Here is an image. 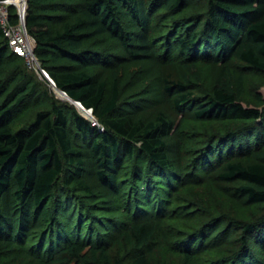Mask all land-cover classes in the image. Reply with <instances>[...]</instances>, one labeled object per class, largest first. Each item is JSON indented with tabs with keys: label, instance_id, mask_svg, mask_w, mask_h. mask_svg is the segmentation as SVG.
Masks as SVG:
<instances>
[{
	"label": "trees",
	"instance_id": "1",
	"mask_svg": "<svg viewBox=\"0 0 264 264\" xmlns=\"http://www.w3.org/2000/svg\"><path fill=\"white\" fill-rule=\"evenodd\" d=\"M188 1L29 0L26 25L35 39L37 57L57 86L91 108L104 129L77 111L72 110L69 117L66 108L56 101L50 110L38 112L29 125L17 129V111L36 94L38 86L25 70V59L11 51L0 25V99L5 96L0 102V232L14 228L2 206L13 189L18 202L14 212L18 236L27 228L29 210L43 208L48 231L37 247L48 262L123 264L125 253L120 252L126 250L133 264H167L154 263L146 249L160 235L171 196L207 166L199 163L190 172H180L168 154L167 137L173 122L163 114L145 121L135 118L131 109L122 108L118 67L112 68L110 82L88 73L95 57L86 41L107 33L133 58H148L152 48L146 32L152 12L165 7L178 13ZM201 14L203 20L193 18L172 26V31H179L176 53L191 59L203 49L204 54L224 64L221 77L205 101L190 90L191 82L168 81L165 89L169 94L178 93L174 97L176 107L200 106L198 116L244 121V132L237 139L232 130L225 137L230 152L246 154V158L228 155L218 177L240 182L236 189L250 202H264V112L238 99L241 77L235 87L233 73L227 67L237 59L264 71V0H208ZM125 17L143 31L128 29ZM190 67L198 79L196 64ZM185 79L192 81L188 75ZM72 129L86 143L85 149L73 146ZM87 160L94 166L101 186L121 196L119 209L126 212L124 217L112 222L101 220L97 214L92 218L93 212L78 207L72 196L64 198L63 190L70 187L91 193L85 179ZM126 163L129 170L123 172ZM209 169L212 171L213 166L206 171ZM263 220L264 215L240 221L239 257L232 264H264V256L255 252L257 246L264 249V225H258ZM105 225L106 232L102 230ZM122 236L120 252L111 250L109 238L118 241ZM181 250L185 264L192 263L194 254L200 251L189 247Z\"/></svg>",
	"mask_w": 264,
	"mask_h": 264
},
{
	"label": "rangeland",
	"instance_id": "2",
	"mask_svg": "<svg viewBox=\"0 0 264 264\" xmlns=\"http://www.w3.org/2000/svg\"><path fill=\"white\" fill-rule=\"evenodd\" d=\"M207 2L208 0H189L187 7L178 13L170 12L165 7H156L150 16V25L146 32L152 48L148 58H133L107 33L86 41L95 57V62L88 66V73L110 82L112 68L118 67L122 108L131 109L129 112L135 118L145 121L163 114L173 122V129L167 137L168 154L180 172H190L199 163L204 168L213 166L212 171L210 169L206 171L207 168L201 169L171 196V205L166 210L168 218L160 225V235L155 237L153 243L146 249V255L154 263L166 261L167 264H185L181 249L189 247L200 251L194 254L193 262L188 264H232L239 257L238 250L243 230L240 221H253L264 215V202H250L245 195L237 191L240 182H227L218 177L225 168L228 155L233 154V158L236 159L246 158V154L230 152V142L225 137L226 132L232 130L235 131L237 139L244 132V121L198 116L196 112L200 106L193 109L176 107L174 97L178 93L169 94L165 89L168 81L186 84L191 82L190 90L205 101L221 77L224 64L217 63L204 54L202 47L207 49L206 44L200 47L202 51L193 55L191 59L182 58L181 54L176 53L178 49L176 36L179 31L176 33L172 31L174 30L172 26L178 22L188 23L193 18L203 20L201 12L206 11ZM124 21L131 31L140 33L143 31L138 25L130 23L128 17H125ZM22 63L38 87L36 94L28 98L18 109L15 125L17 129L29 125L38 112L50 110L53 101L64 106L68 113L72 110L77 111L92 123L96 122L94 124L97 127L104 129L105 125L94 114L88 116L80 110L78 104L63 100L57 95L56 89L40 77L38 71L29 67L26 61ZM192 63L196 64L198 79L191 72ZM41 64L43 66L42 62ZM227 67L233 73L234 85L236 79L241 77L242 91L238 99L244 105L258 107L264 112V71L237 59H233ZM186 75L192 81L186 80ZM4 98L5 96L0 102L4 101ZM71 115L72 113L69 117ZM71 128L75 127L71 125ZM71 135L74 137V147L86 148V143L80 140L73 129ZM85 170V179L91 186V193L87 194L78 188L70 187L63 190L64 198L72 196L78 207L86 213L93 212L91 217L97 214L101 220L105 218L111 222L115 218L124 217L126 212L119 209L121 196H114L101 186L90 160H87ZM127 170L128 163L123 172ZM13 193V189L8 192L2 205L7 217L10 216L8 219L13 220L11 222L14 228L9 232H0V264H55L48 262L40 250L41 247H37L48 231L42 214L43 208L29 210L27 228L22 236H18L14 217L18 202ZM258 225H264V220ZM102 230L105 232L108 230L106 225ZM123 241V236L118 241L109 238L111 250L120 252ZM245 248L247 249L248 245ZM255 248L256 253L264 256L262 247ZM242 252L247 251L243 249ZM120 253L122 255L125 253L126 259L123 264H133L131 255L126 253V250Z\"/></svg>",
	"mask_w": 264,
	"mask_h": 264
},
{
	"label": "built area",
	"instance_id": "3",
	"mask_svg": "<svg viewBox=\"0 0 264 264\" xmlns=\"http://www.w3.org/2000/svg\"><path fill=\"white\" fill-rule=\"evenodd\" d=\"M29 0H0V25L7 38L8 45L12 52L23 57L28 66L39 72V75L56 91L68 96L67 92L60 89L55 80L51 77L46 68L35 53V39L30 34L27 25V11ZM86 115H92L93 110L86 108L80 101H77ZM94 122V120H92ZM96 123V122H94Z\"/></svg>",
	"mask_w": 264,
	"mask_h": 264
},
{
	"label": "bare ground",
	"instance_id": "4",
	"mask_svg": "<svg viewBox=\"0 0 264 264\" xmlns=\"http://www.w3.org/2000/svg\"><path fill=\"white\" fill-rule=\"evenodd\" d=\"M57 95L60 96L63 100H69L72 102V100L68 97V96H65L64 94L60 93L59 91L57 92ZM73 103V102H72ZM75 105V104H74ZM77 105V104H76ZM75 105V106H76ZM80 108V110H83L80 106H78Z\"/></svg>",
	"mask_w": 264,
	"mask_h": 264
},
{
	"label": "water",
	"instance_id": "5",
	"mask_svg": "<svg viewBox=\"0 0 264 264\" xmlns=\"http://www.w3.org/2000/svg\"><path fill=\"white\" fill-rule=\"evenodd\" d=\"M69 97V96H68ZM74 103H76L77 102V100H74V99H72L71 97H69ZM83 116H85V115H83Z\"/></svg>",
	"mask_w": 264,
	"mask_h": 264
}]
</instances>
